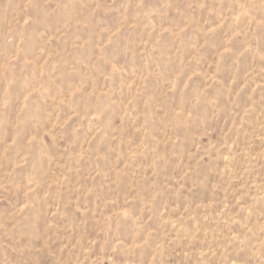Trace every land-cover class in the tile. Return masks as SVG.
Segmentation results:
<instances>
[{"label":"rangeland","instance_id":"1","mask_svg":"<svg viewBox=\"0 0 264 264\" xmlns=\"http://www.w3.org/2000/svg\"><path fill=\"white\" fill-rule=\"evenodd\" d=\"M0 264H264V0H0Z\"/></svg>","mask_w":264,"mask_h":264}]
</instances>
